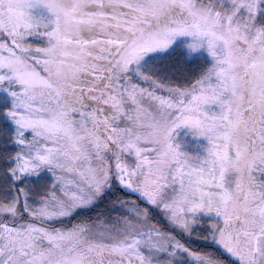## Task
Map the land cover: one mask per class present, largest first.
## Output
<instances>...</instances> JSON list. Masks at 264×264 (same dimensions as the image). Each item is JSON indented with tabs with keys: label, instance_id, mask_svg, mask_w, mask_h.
<instances>
[{
	"label": "snow or ice",
	"instance_id": "snow-or-ice-1",
	"mask_svg": "<svg viewBox=\"0 0 264 264\" xmlns=\"http://www.w3.org/2000/svg\"><path fill=\"white\" fill-rule=\"evenodd\" d=\"M0 264H264V0H0Z\"/></svg>",
	"mask_w": 264,
	"mask_h": 264
}]
</instances>
